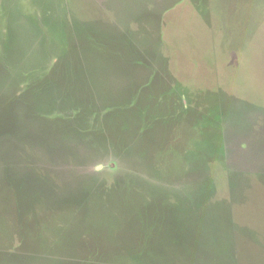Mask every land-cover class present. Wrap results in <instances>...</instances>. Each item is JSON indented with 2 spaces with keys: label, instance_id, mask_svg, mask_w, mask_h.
Instances as JSON below:
<instances>
[{
  "label": "rangeland",
  "instance_id": "obj_1",
  "mask_svg": "<svg viewBox=\"0 0 264 264\" xmlns=\"http://www.w3.org/2000/svg\"><path fill=\"white\" fill-rule=\"evenodd\" d=\"M1 114V264H264V0H0Z\"/></svg>",
  "mask_w": 264,
  "mask_h": 264
},
{
  "label": "crops",
  "instance_id": "obj_2",
  "mask_svg": "<svg viewBox=\"0 0 264 264\" xmlns=\"http://www.w3.org/2000/svg\"><path fill=\"white\" fill-rule=\"evenodd\" d=\"M135 251L136 252L144 251L145 252V258H148L150 263L157 262L156 257H158V252H154V251H151V250L150 251L149 250L145 251L144 249H141L139 251L135 250ZM161 253L168 255V257L170 258V254L167 251H164V252H161ZM124 256H128L127 252L125 253ZM133 259L136 260V261H140L141 262V259L138 258L137 256H131V257L128 256V257L125 258V260H122V261H127V262H129L128 264H132V263H130V260L133 261ZM125 264H126V262H125ZM136 264H139V263H136Z\"/></svg>",
  "mask_w": 264,
  "mask_h": 264
},
{
  "label": "trees",
  "instance_id": "obj_3",
  "mask_svg": "<svg viewBox=\"0 0 264 264\" xmlns=\"http://www.w3.org/2000/svg\"><path fill=\"white\" fill-rule=\"evenodd\" d=\"M7 110H8V109H6L5 111H7ZM3 117H6V115L1 114V115H0V121H3V120H4ZM237 227H239V226H237ZM10 251H12V250H10ZM18 252H19V250H18ZM10 255H12V257H14V258H15V256H17V255H13L12 253H11ZM0 264H1V262H0ZM3 264H5V262H4Z\"/></svg>",
  "mask_w": 264,
  "mask_h": 264
}]
</instances>
